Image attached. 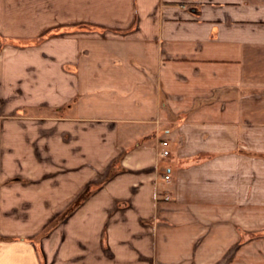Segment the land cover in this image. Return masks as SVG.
Returning <instances> with one entry per match:
<instances>
[{
	"label": "crops",
	"instance_id": "0c3cea01",
	"mask_svg": "<svg viewBox=\"0 0 264 264\" xmlns=\"http://www.w3.org/2000/svg\"><path fill=\"white\" fill-rule=\"evenodd\" d=\"M92 1L0 0V264H218L264 226V0Z\"/></svg>",
	"mask_w": 264,
	"mask_h": 264
},
{
	"label": "rangeland",
	"instance_id": "374dc122",
	"mask_svg": "<svg viewBox=\"0 0 264 264\" xmlns=\"http://www.w3.org/2000/svg\"><path fill=\"white\" fill-rule=\"evenodd\" d=\"M87 31H89L90 34L105 32L101 28H97L93 25L88 26ZM63 213L64 214H62L63 216H61V219L67 215L68 211H64ZM238 230L239 235H237L238 238L236 239L234 247L228 254L224 255L223 258L220 259V263L218 264H264V226H259L258 223H251L250 227L243 228L242 226H239ZM243 246H249L247 248H250L251 252L242 254L241 249ZM259 248L261 249L258 250Z\"/></svg>",
	"mask_w": 264,
	"mask_h": 264
},
{
	"label": "built area",
	"instance_id": "2783aa9c",
	"mask_svg": "<svg viewBox=\"0 0 264 264\" xmlns=\"http://www.w3.org/2000/svg\"><path fill=\"white\" fill-rule=\"evenodd\" d=\"M161 145H162L161 155L168 156L170 154V150L168 148L169 142L167 140H162Z\"/></svg>",
	"mask_w": 264,
	"mask_h": 264
}]
</instances>
